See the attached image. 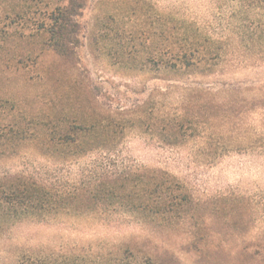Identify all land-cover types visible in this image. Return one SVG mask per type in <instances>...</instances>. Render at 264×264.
Listing matches in <instances>:
<instances>
[{"label": "rangeland", "instance_id": "1", "mask_svg": "<svg viewBox=\"0 0 264 264\" xmlns=\"http://www.w3.org/2000/svg\"><path fill=\"white\" fill-rule=\"evenodd\" d=\"M66 4L0 0V264L133 244L264 264V0H85L62 56L47 29ZM103 166L130 173L112 202H54ZM25 181L58 215L23 216L10 191ZM169 186L190 214L153 215Z\"/></svg>", "mask_w": 264, "mask_h": 264}, {"label": "trees", "instance_id": "2", "mask_svg": "<svg viewBox=\"0 0 264 264\" xmlns=\"http://www.w3.org/2000/svg\"><path fill=\"white\" fill-rule=\"evenodd\" d=\"M85 0H67L65 6L57 7L50 14V25L47 29L49 32V39L53 44L56 52L62 56H68L72 52L66 47L67 42L72 41L73 32H77L79 24L77 18L81 14V10L84 7ZM264 32V29L261 31ZM187 52L189 54L186 57ZM195 52L197 49L185 50L183 51V56L185 58V66H190L192 64H198L201 59H195ZM96 169V168H95ZM95 169L93 172H88V176L83 183L77 182L69 188H62L58 190L57 195L54 196V202L60 205L61 209H72L73 205H85L86 207H95L99 203H109L118 196L120 191V186L118 185V180L122 177L129 175L130 173L125 170H110L106 166H103L99 171ZM94 173V174H92ZM22 178V177H20ZM21 187L20 185L12 188L10 193L14 195V200L18 201L20 207H22V213L25 217H34L39 219H44L50 214V210H47L45 205L50 202L46 199L49 195L44 188L37 186L35 181H25ZM173 180L170 178L169 183L171 184ZM36 185V186H33ZM168 191L164 192L162 200L159 201L158 210H153V215L158 217L159 215L170 214L171 216L183 213L190 214L191 209V199L190 196L184 191L174 188L175 191L171 190L172 187L169 186ZM47 194V195H46ZM51 198V195L49 196ZM53 198V197H52ZM10 200V201H11ZM36 201V202H35ZM115 202V201H114ZM34 203L35 206L33 205ZM46 203V204H45ZM28 209L26 210V207ZM31 205L35 208H29ZM91 207V208H93ZM26 210V211H25ZM78 211V210H76ZM60 213V212H59ZM175 213V214H174ZM52 215H58L57 212H53ZM105 246L100 245V252L98 254H93L92 249L89 247L85 253L81 264H174L175 259L174 253L167 251L166 249L152 250V252L146 254L141 253L139 256L135 252L133 253V248L135 249L137 245L133 244V248L129 246H112L111 248L104 249ZM138 248V247H137ZM139 251V250H138ZM174 261L167 263L165 261V256ZM86 259H89L86 263ZM57 264V263H55ZM66 264V262H65ZM71 264H74L72 262Z\"/></svg>", "mask_w": 264, "mask_h": 264}]
</instances>
